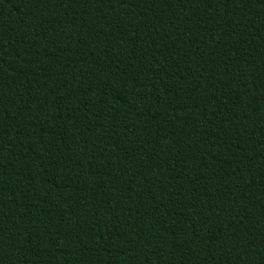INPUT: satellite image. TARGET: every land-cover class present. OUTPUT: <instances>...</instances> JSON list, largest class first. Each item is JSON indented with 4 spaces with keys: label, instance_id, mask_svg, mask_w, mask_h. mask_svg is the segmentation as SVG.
Masks as SVG:
<instances>
[{
    "label": "trees",
    "instance_id": "obj_1",
    "mask_svg": "<svg viewBox=\"0 0 264 264\" xmlns=\"http://www.w3.org/2000/svg\"><path fill=\"white\" fill-rule=\"evenodd\" d=\"M0 264H264V0H0Z\"/></svg>",
    "mask_w": 264,
    "mask_h": 264
}]
</instances>
